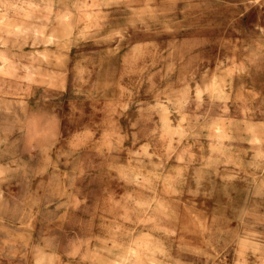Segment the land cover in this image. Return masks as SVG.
<instances>
[{"label": "clouds", "instance_id": "9594fccd", "mask_svg": "<svg viewBox=\"0 0 264 264\" xmlns=\"http://www.w3.org/2000/svg\"><path fill=\"white\" fill-rule=\"evenodd\" d=\"M0 264H264V0H0Z\"/></svg>", "mask_w": 264, "mask_h": 264}]
</instances>
